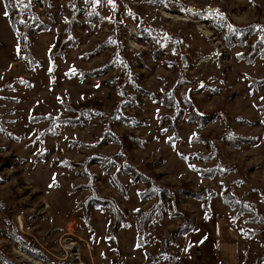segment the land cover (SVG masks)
I'll return each mask as SVG.
<instances>
[{
  "label": "rangeland",
  "instance_id": "1",
  "mask_svg": "<svg viewBox=\"0 0 264 264\" xmlns=\"http://www.w3.org/2000/svg\"><path fill=\"white\" fill-rule=\"evenodd\" d=\"M30 3L15 30L0 0V264H264V0ZM68 32L77 45L59 54ZM124 155L152 185L204 198L151 213Z\"/></svg>",
  "mask_w": 264,
  "mask_h": 264
},
{
  "label": "trees",
  "instance_id": "2",
  "mask_svg": "<svg viewBox=\"0 0 264 264\" xmlns=\"http://www.w3.org/2000/svg\"><path fill=\"white\" fill-rule=\"evenodd\" d=\"M4 5H7V8H5L9 15V21L11 26L15 29L18 30L19 25L21 24V21L23 19V15L24 13L29 14L31 7V3L30 0H24V5H30V6H23V5H19L16 3V0H4ZM33 19L31 18V16L28 17V20ZM30 23H34L36 22L37 24V29L36 31L38 32H44L47 31L50 26L47 23H43L40 21H36L35 16H34V20H30ZM243 36V35H242ZM23 38V37H22ZM228 42L231 40V38L228 36L227 38ZM230 45V43H228ZM77 45V41L74 39V37L71 35V32H68L66 34V37H62L60 38L57 46H56V51L59 54H62L64 52L65 49H67L68 47H75ZM257 55H260L262 57H264V44H263V40H259L257 42ZM25 51V49H24ZM27 52V51H25ZM239 59H247L249 62H252V56H247L245 53L239 55ZM112 67V66H111ZM100 71V69H99ZM94 73H99V72H94ZM256 85H260V84H264V79H257L254 81ZM169 105V104H167ZM177 115L174 116V118H169V127L172 128L175 132L178 129V124L179 121L184 117V111H182V109L177 108ZM81 115H76L75 116V121H80L81 120ZM60 121H66L65 118L60 119ZM70 121V120H67ZM128 122L131 123V120H127ZM141 123V122H139ZM232 136L234 137L233 140V144H237L238 141L240 142H246L249 143L250 145H257L260 141L261 138L259 136H243V135H235L232 134ZM126 139L128 140H135L137 142H139V140L137 139L136 136H134L133 134H126ZM264 139V137L262 138ZM230 140V139H229ZM120 155V153H119ZM99 160V162L102 164V167H104V165H108L106 166L108 169L114 167L115 165L120 166L118 164L115 163V161L113 159H106V158H94ZM72 165V164H71ZM115 166V167H117ZM122 169L131 174L133 179L135 181L138 180H142L143 182L148 184V187L146 188V190L144 192H142L141 197L144 200H147L149 198H155L156 199V203L153 206L154 208L150 211L151 213L153 212H161L163 209H167V207L170 208L172 215H182L178 210H176L174 203L176 202V199H178L177 194L183 192V194L185 195H189L197 200H201L204 198V192L206 191L201 190L200 192H195L192 191L190 189H177L175 191L171 190L168 187H161V186H157V185H152L153 183L155 184L156 181L152 178H150L148 175H144L142 174L139 170H137L136 168H134L130 162H128V159L126 157V155H124V161L122 164ZM207 173H209V171H207ZM94 179V176L92 177ZM93 182V181H92ZM157 184V183H156ZM81 187H84V185H80L77 189H80ZM94 187V185H93ZM175 195V196H174ZM232 195V194H231ZM237 197L232 195L229 197L224 198V204L227 206H231V207H236L241 205L240 199H236ZM83 201L86 202H90L92 201L94 206L96 207H111L115 213L117 218L121 221V215H122V209L118 206L117 202L115 199L110 198V197H103L99 194H97L96 192H92V194L88 197H86ZM166 202L169 204L168 206H166ZM243 203V202H242ZM140 211V210H139ZM140 212H143L145 215L147 214V212H144L143 210H141ZM187 221V219L185 220ZM184 221V222H185ZM189 226H186V223L182 226H180L175 233L177 234H185L188 230ZM140 235V234H139ZM11 236L13 237V240H19L20 241V237L19 235H17L15 232L11 233ZM140 240L142 239L141 235L139 236ZM23 241H21L22 243ZM25 247V246H24ZM26 249H28L33 256L38 257V258H46V255L44 253L39 252V250L36 248H28L25 247Z\"/></svg>",
  "mask_w": 264,
  "mask_h": 264
},
{
  "label": "snow or ice",
  "instance_id": "3",
  "mask_svg": "<svg viewBox=\"0 0 264 264\" xmlns=\"http://www.w3.org/2000/svg\"><path fill=\"white\" fill-rule=\"evenodd\" d=\"M101 2H102V0H95V3L96 4H100ZM106 2L108 4H110V5H112L113 7H115V0H106ZM16 3L19 4V5H23V6H30V5H24V0H16ZM5 8H7V5H5ZM4 15L5 16H8L9 15V13H8L7 10H5ZM21 23H23V21H21ZM72 71L74 72L75 70L73 69ZM261 99H264V97H262ZM0 131H2V129H0ZM190 167H194V166L193 165H190Z\"/></svg>",
  "mask_w": 264,
  "mask_h": 264
},
{
  "label": "bare ground",
  "instance_id": "4",
  "mask_svg": "<svg viewBox=\"0 0 264 264\" xmlns=\"http://www.w3.org/2000/svg\"><path fill=\"white\" fill-rule=\"evenodd\" d=\"M20 223L23 225V221L21 220Z\"/></svg>",
  "mask_w": 264,
  "mask_h": 264
},
{
  "label": "water",
  "instance_id": "5",
  "mask_svg": "<svg viewBox=\"0 0 264 264\" xmlns=\"http://www.w3.org/2000/svg\"><path fill=\"white\" fill-rule=\"evenodd\" d=\"M210 9V8H209Z\"/></svg>",
  "mask_w": 264,
  "mask_h": 264
}]
</instances>
